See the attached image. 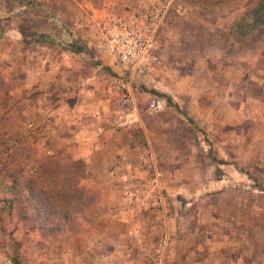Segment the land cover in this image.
I'll use <instances>...</instances> for the list:
<instances>
[{
    "label": "rangeland",
    "instance_id": "1",
    "mask_svg": "<svg viewBox=\"0 0 264 264\" xmlns=\"http://www.w3.org/2000/svg\"><path fill=\"white\" fill-rule=\"evenodd\" d=\"M148 1L0 0L4 108L21 106L40 154L74 169L70 179L80 187L74 198L83 192L103 205L94 206V220H82L81 229L64 226L56 235L35 205L23 207L20 216L29 218L16 235H30L19 253L3 237L0 264H14V257L21 264H64L71 238L99 230L108 212L125 211L162 226L146 235L155 252L171 227L184 231L197 258L264 264V0H176L155 39L157 58L126 73L139 101L126 114L109 94L116 72L102 55L100 26ZM73 73L87 87L75 102L78 113L67 109L65 116L81 127L73 138L69 132L52 138L48 100L59 90L76 95ZM152 98L156 109L148 106ZM52 206L44 202L45 216Z\"/></svg>",
    "mask_w": 264,
    "mask_h": 264
},
{
    "label": "trees",
    "instance_id": "2",
    "mask_svg": "<svg viewBox=\"0 0 264 264\" xmlns=\"http://www.w3.org/2000/svg\"><path fill=\"white\" fill-rule=\"evenodd\" d=\"M43 40L40 37L39 41ZM69 46L73 51L82 50L81 46ZM20 108L16 102L4 108V101L0 99V243L3 237H8L18 253L30 235L29 231L23 235L24 239L16 235L21 224L29 218L27 214L20 216L23 207L35 205L39 217L44 216L48 226L53 224L55 229L51 234L56 235L66 229L69 232L77 231L78 227L81 229L80 222L94 220L93 208L101 205L99 202L96 205L95 200L83 192L84 198L73 197L80 189L79 184L70 179L74 169L64 170L62 162L55 156L40 154L39 139L27 130ZM46 201L53 205L47 216L43 208ZM16 217H21V221L13 223ZM58 220L63 224L58 225ZM14 264H21V259L14 257Z\"/></svg>",
    "mask_w": 264,
    "mask_h": 264
},
{
    "label": "crops",
    "instance_id": "3",
    "mask_svg": "<svg viewBox=\"0 0 264 264\" xmlns=\"http://www.w3.org/2000/svg\"><path fill=\"white\" fill-rule=\"evenodd\" d=\"M105 10L109 11L107 8ZM55 63H53L54 66ZM56 65L65 66V62L60 61ZM78 77L80 76L75 73L69 77L72 91L76 95L64 97L59 94V90L52 99L48 100L50 101L48 107L51 110L48 119L56 125L50 134L52 138L60 136L63 132H69V136L79 133L78 130L81 126L78 121L73 124L65 116V114L70 112L67 109H71V112L75 113V115L78 113V105L76 103H79L81 96L83 97L82 91L85 92L86 90V83L84 86L78 85ZM80 88L81 92L77 93ZM74 96H77L78 99L74 101V103L76 102L75 106L70 108L69 101ZM38 110L42 111L44 107L41 105ZM59 115L60 118L58 119ZM80 155L83 154L80 153ZM154 221L155 219L152 220L150 217L136 218L131 212L127 211L116 214L108 212L101 218L99 230L91 229L95 235L98 234L99 236L94 237L91 231L90 233L76 234V236L71 238L68 248L66 250L62 249L61 262L63 260L65 261L64 264H129L131 258L134 260L150 259L155 256L156 252L154 243L150 244L149 237H146V235L149 236L161 232L160 228L162 227L158 224H153ZM165 231L169 240L164 256V264H221L219 259H210V257L204 255H201V258H197L199 253L194 249L190 250L185 245L184 231L182 229L177 232L178 230L167 227ZM132 235L134 239H132ZM94 238H97L96 242ZM131 242L132 246H136L135 252H130L128 249ZM191 257H194L192 263L189 262Z\"/></svg>",
    "mask_w": 264,
    "mask_h": 264
},
{
    "label": "built area",
    "instance_id": "4",
    "mask_svg": "<svg viewBox=\"0 0 264 264\" xmlns=\"http://www.w3.org/2000/svg\"><path fill=\"white\" fill-rule=\"evenodd\" d=\"M175 2L176 0H149L127 15L108 16L100 26L104 37L102 55L116 72L109 94L126 114L139 108L132 84L133 75L127 77L126 73H134L150 57L157 58L154 54L155 39ZM158 105L156 98L148 102L150 109H156ZM168 240L167 234L159 240L157 252L152 258H131L129 264H164ZM129 251L135 252V246H130Z\"/></svg>",
    "mask_w": 264,
    "mask_h": 264
}]
</instances>
